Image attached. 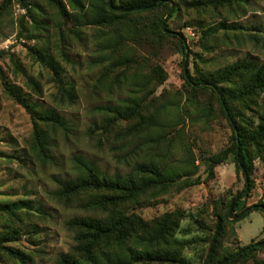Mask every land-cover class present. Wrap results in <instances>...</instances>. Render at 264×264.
<instances>
[{
  "label": "rangeland",
  "instance_id": "rangeland-1",
  "mask_svg": "<svg viewBox=\"0 0 264 264\" xmlns=\"http://www.w3.org/2000/svg\"><path fill=\"white\" fill-rule=\"evenodd\" d=\"M61 1L68 16L61 15L53 0H11L0 10V264H66L64 257L92 264L84 251L74 249L88 231L68 223L109 216L111 212L83 206L105 193L82 192L68 203L53 196L59 181L79 175L81 160L110 177L131 174L137 164L152 160L163 169L190 173L167 191L157 195L150 191L117 209L148 223L167 213H182L176 232L184 244L182 258L186 264H204L215 230L214 207L220 206L219 211L226 214L229 200L244 190L246 179L232 160L209 174L205 159L227 149L233 132L215 95L193 85L191 79L215 76L243 59L264 63V0L200 9L190 6L195 0H172L179 7L173 17L166 8L155 9L122 19L114 27L81 25L67 0ZM160 17L171 31L184 36L189 56L184 58L176 37L161 39L150 29ZM221 23L231 30L219 29ZM135 25V38H120L123 29ZM38 50L57 62L65 86H74V99L60 95L58 79ZM155 68H161L166 78L156 86ZM133 74L153 76L138 96L146 100L145 114L158 108L167 119L165 139L159 144L121 135L135 121L108 120L103 111L130 97ZM31 80L39 84V92ZM13 90L36 112L53 109L66 120V127L38 123L48 132L50 158L40 159L32 150L34 120L15 100ZM254 98L249 109L233 104L236 121L248 137L264 115V91L256 92ZM250 158L252 189L246 208L264 203V146H251ZM13 203L21 208H5ZM248 212L225 226L220 254L238 252L264 239V212ZM236 214L232 211L230 219L242 213ZM7 248L22 253V260ZM102 252L122 257L126 253L113 241L92 246L96 257ZM260 259L264 260V249L255 259L239 257L232 264H256ZM124 260L121 264H171Z\"/></svg>",
  "mask_w": 264,
  "mask_h": 264
},
{
  "label": "trees",
  "instance_id": "trees-1",
  "mask_svg": "<svg viewBox=\"0 0 264 264\" xmlns=\"http://www.w3.org/2000/svg\"><path fill=\"white\" fill-rule=\"evenodd\" d=\"M9 1L11 0H3L0 10ZM161 1L165 2L160 4ZM67 2L75 11L74 17L78 23L94 27H114L120 24L122 19L129 16H139L155 9L166 8L170 17H173L179 10V7L175 6L172 0H128L122 2L120 5H117L115 0H67ZM242 2H245V0H195L191 2L190 6L194 9L205 8L207 6L233 7L239 6ZM53 4L58 8L62 16L69 15L66 6L61 0H53ZM29 11L31 12V10ZM228 27L224 23H221L218 28L231 30ZM150 29L154 30L161 39L171 36L176 37L184 58L187 56L189 48L184 36L181 33L171 31L167 25V20L163 17H160L158 21L153 23ZM263 31L264 29L261 32ZM137 34V27L135 25L128 29H123V32L119 35L122 39L124 37L135 38ZM235 38L240 37L236 35ZM38 53H40L39 55H41L42 59L47 62L55 73L56 79H58L57 83L60 95L74 99V86H65L66 84H64L63 79L60 77L61 70L57 62L52 56L46 55L40 50H38ZM154 75L158 79L155 86L162 84L166 79L164 71L161 68H155ZM152 79L153 76L151 75L142 76L133 74L129 80L132 88L130 97L121 100L120 103L112 107L104 108L103 111L108 120L123 119L125 121H135L121 135L139 139H151L150 143L159 144L161 140L165 139L166 127L168 126L167 119L158 108H154L151 114H145L144 101L146 100L138 96L144 90H147ZM191 82L193 85L199 86L200 89L210 90L215 95L222 106L221 110L229 121L233 132L232 144L227 149L220 154L205 159L209 174L213 175L217 165L227 160H232L236 168L243 172L246 183L244 190L229 200L228 207L230 208L232 202L239 197L232 210L235 215L238 212L243 213L246 210H249L248 213L255 210L264 212V203L249 208L245 206V200L252 189L250 147L253 145L264 146V115L260 118L258 127L248 137L246 132L237 123L235 113L233 112L234 103H241L246 109H249L250 105L255 103L254 97L256 92L264 91V63L260 64L256 59H243L225 67V69H222L215 76L192 78ZM31 83L39 92V84L32 80ZM11 93L15 100L28 110L34 120L32 150L40 159L50 158L48 132L40 129L38 123L40 121L46 125L50 123L53 127H66V120L53 109L38 113L36 112V108L31 106L21 94L14 90ZM187 151L192 154L190 147H187ZM77 168L79 175L72 180L59 181L58 189L53 192V196L64 203H68L71 197L82 192H104L105 194L91 198L83 206L91 210L111 212L109 216L104 218H78L68 223V225L88 231L82 243L74 248L80 252L84 251L88 262L92 264H121L125 262L124 259L128 258L131 261L143 260L146 262L186 264L181 254L184 244L176 238L182 213H167L161 219L148 223L135 214L128 215L117 208L126 202L138 199L150 191L155 195L165 190L167 191L179 178L190 177V173H178L173 168L163 169L160 167L159 162L155 160L137 164L131 174L114 175L112 177L101 173L91 162L81 160ZM19 204L13 203L6 205L5 208L14 211L21 208ZM219 208L220 206L216 205L214 207V211L216 210L217 213L215 230L209 241L204 264H232L239 257L255 259L256 253L264 249V239L244 246L238 249V252L229 255L220 254L219 249L225 226L229 224V220L227 218L228 212L222 215ZM100 241H113L117 246L125 247V255L123 257L120 255L114 256V254L102 252L100 258L96 257L92 253V246ZM7 250L13 257L22 260V253L12 248H7ZM63 261L66 264H80L66 257L63 258ZM255 262L256 264H264V260L261 259L260 261L255 260Z\"/></svg>",
  "mask_w": 264,
  "mask_h": 264
},
{
  "label": "water",
  "instance_id": "water-1",
  "mask_svg": "<svg viewBox=\"0 0 264 264\" xmlns=\"http://www.w3.org/2000/svg\"><path fill=\"white\" fill-rule=\"evenodd\" d=\"M165 1H161L160 2V4H162V3H164ZM121 11H123V10H121ZM167 32V31H166ZM187 56H188V52H187ZM186 56V57H187ZM185 67H187V62H186V64H185ZM239 200V197H237L233 202H232V204L230 205V208H229V211H228V216H227V218H228V220L230 221V222H234V221H236V220H238L239 218H241L246 212H248L249 210H246V211H244L242 214H240L238 217H236V218H234V219H230V215H231V213H232V210H233V208H234V205H235V203L237 202ZM226 263V262H225Z\"/></svg>",
  "mask_w": 264,
  "mask_h": 264
}]
</instances>
